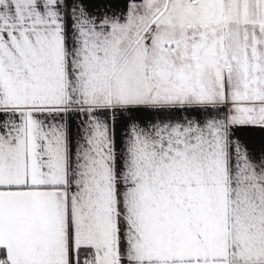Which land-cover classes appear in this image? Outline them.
Wrapping results in <instances>:
<instances>
[{
	"label": "snow or ice",
	"instance_id": "snow-or-ice-1",
	"mask_svg": "<svg viewBox=\"0 0 264 264\" xmlns=\"http://www.w3.org/2000/svg\"><path fill=\"white\" fill-rule=\"evenodd\" d=\"M0 264H264V0H0Z\"/></svg>",
	"mask_w": 264,
	"mask_h": 264
}]
</instances>
